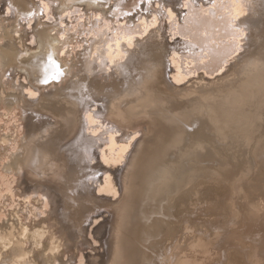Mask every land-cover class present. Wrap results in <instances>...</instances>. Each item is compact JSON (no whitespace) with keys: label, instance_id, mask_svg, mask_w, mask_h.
I'll return each mask as SVG.
<instances>
[{"label":"bare ground","instance_id":"bare-ground-1","mask_svg":"<svg viewBox=\"0 0 264 264\" xmlns=\"http://www.w3.org/2000/svg\"><path fill=\"white\" fill-rule=\"evenodd\" d=\"M1 1L0 108L33 122L7 167L53 207L15 191L0 264H75L103 211L93 264H245L264 247V0H184L180 13L172 0ZM73 28L89 34L78 56ZM207 204L220 233L206 242L190 216Z\"/></svg>","mask_w":264,"mask_h":264},{"label":"rangeland","instance_id":"rangeland-1","mask_svg":"<svg viewBox=\"0 0 264 264\" xmlns=\"http://www.w3.org/2000/svg\"><path fill=\"white\" fill-rule=\"evenodd\" d=\"M182 2H184V0H172L171 7L173 9H177V12L180 13L181 10L184 8V5L182 4ZM55 5H58V4L55 3ZM5 6H6L5 2L1 1L0 2V36L3 35L2 31H4L3 26L1 25V20H2L1 18L6 16V12H4L5 8H6ZM177 6H179V7H177ZM164 21L165 20H163V23L166 25V21L165 22ZM31 30H33V29H31ZM71 31L75 32V40L72 41V45H73V49L75 48L74 53L77 54V56H78L79 52L82 51L85 47V41L83 38L89 34H87V32H83L81 30H79L80 32H78L77 28H73V30L71 29ZM76 31L78 32V35H76L77 34ZM75 46H77V48ZM25 82H27V81L25 80ZM11 120H12V122H11ZM15 122H17V123H15ZM32 123L33 122H31L29 117L23 118V115H22L21 111L18 109V107H7V106L3 105L0 108V140H1V137L3 134H6V133L11 134L12 130H14L16 128V124H18V126L21 127V129L19 128V130L21 132V134H20L21 136L19 135L20 137L16 138L14 135L13 141H11L9 143L10 145L5 149L0 150V185H1L0 186V192H3L2 194L0 193L1 194L0 195V201H1L0 202V214H2L3 212L5 213V214L4 213L2 214L5 216L0 215V221L3 220L5 217H7L9 215V213L11 212V210L13 208H15L17 204L22 202L20 199L22 196L19 194V192H15V191H17V189H20V188L25 189L24 197L25 198L27 197V199H25V201H27L28 203H31L34 207L43 210V212H45L46 214L49 210L52 211L53 203L49 202V200H47V202H46L47 206L48 205L49 206L45 207V208L40 206V204H39L40 202H38L36 200L38 198V195L39 194L41 195V192L34 191L32 189V186H35V184H36L35 181L31 182L30 179L26 176V174L24 172L18 173V171L16 169H14V168L12 169V168L7 167V165L9 163L13 162L14 157H15V153H17V151H18L17 150L18 145L22 142L24 134L27 133L28 131H30V129H32L31 128ZM6 130H7V132H6ZM19 130H18V134L20 133ZM192 133H194V131ZM256 142H258L257 145H258V148L260 151L259 156H260V159L262 160L261 163L264 164V160H263L264 159V154H263V151H264V131H263L262 136L259 139V141H256ZM1 144H0V146H1ZM221 149L223 150L224 148L221 147ZM243 150L245 152H247L248 147H243ZM262 170H264L263 166H262V168L259 169V171H262ZM251 172H252V168L244 169L242 172H239V171L236 172L235 175L238 174V176L239 177L241 176L242 179H241V182L239 184L237 183V184H234L232 186L231 198L232 199L234 198L233 200H236L237 202H242V201L248 200L249 195H248V190L246 188V180L249 179L250 175L252 174ZM13 182H15V184H13ZM7 188H8V190H7ZM29 192L31 195L29 194ZM263 193L261 191H258L257 192V198H258V201L260 202L259 209L264 211V204H262L263 203L262 198L264 197ZM4 194H6V195H4ZM11 194H12V196H11ZM13 196H15V197H13ZM14 200H15V202H14ZM14 204H15V206H14ZM211 208H212V205L207 204L206 209H201V208L192 209V214L190 216L192 226L190 227V232L192 233L194 238H196V240L203 239L204 241L206 240V242H207V240H209L210 238H216L218 236V234L220 233L216 230L218 228L213 227L211 222H210L211 219L216 217L215 215L210 214ZM113 216L114 215L112 213H104V211H103L101 216L97 219V221L95 223H92V225H91V222L86 224L87 227L89 228L88 239L90 240L91 243H90V245L89 244L82 245V246H85V248L82 246L80 247V250L76 255L77 263L75 262L76 261L75 259L73 261L75 264H93V259L101 260L102 258L106 257L105 251L108 248V243L103 242V236H107L108 232L106 231V232H102L100 234V233H98L97 230L101 226H103V224L112 222ZM239 216H240V212H239ZM228 223L230 224L231 222H228ZM228 223H224L223 226H227ZM233 226H235V224H233ZM220 227H222V226L220 225ZM230 227H232V226H230ZM118 228H120L119 225H118ZM216 231H217V233H216ZM213 235H215V236L213 237ZM89 237H91V238H89ZM95 248H97V250ZM263 250H264V247H262V249L259 248L258 250L252 249V251L248 253L246 261H244L243 263L246 262L245 264H264V251ZM198 254L200 257L201 256L200 253H198ZM250 255H251V257H250ZM199 257L198 256L196 257V255H192L191 258L192 259H199ZM187 258H188L187 255L183 256V259L185 261L187 260ZM203 258H204V256H202V259ZM228 261H229V259L226 258L221 264H228L227 263ZM231 264H234V263H231Z\"/></svg>","mask_w":264,"mask_h":264}]
</instances>
